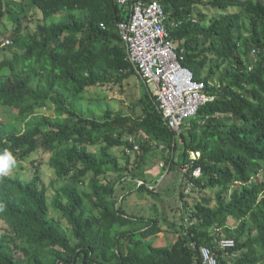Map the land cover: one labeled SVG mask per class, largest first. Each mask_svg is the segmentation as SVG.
Returning a JSON list of instances; mask_svg holds the SVG:
<instances>
[{"label":"trees","instance_id":"trees-1","mask_svg":"<svg viewBox=\"0 0 264 264\" xmlns=\"http://www.w3.org/2000/svg\"><path fill=\"white\" fill-rule=\"evenodd\" d=\"M155 1L182 65L215 96L178 135L127 59L116 24L127 19L129 4L0 0V25L7 15L15 27L8 47L36 22L11 58H2L0 32V108L14 109L17 120L16 126L0 124V152L24 162L38 152L49 155L55 176L46 185L35 166L28 182L0 177V264H202L200 247L217 264H264V180H255L264 171V0ZM200 7L223 13L208 17ZM54 16L60 21L47 25ZM131 78L142 88L134 104L143 109L140 117L109 111L91 117L74 109L86 90L123 93ZM51 108L53 117L40 112ZM128 136L140 148L132 164L133 155L124 153ZM119 147L123 166L110 152ZM156 152L169 171L190 164L184 178L208 193L193 204L190 225L174 230L173 242L163 246L153 244L163 232L159 220L127 214L117 196V185L137 186V179L136 192L154 193L143 173ZM50 208L71 236L59 230ZM223 239L234 247L220 249Z\"/></svg>","mask_w":264,"mask_h":264},{"label":"rangeland","instance_id":"rangeland-1","mask_svg":"<svg viewBox=\"0 0 264 264\" xmlns=\"http://www.w3.org/2000/svg\"><path fill=\"white\" fill-rule=\"evenodd\" d=\"M197 10L208 17H213L223 13L222 10L216 11L207 7H200ZM60 19L61 16L49 17L45 23L47 25H51L60 21ZM35 24L36 22H31L28 24L27 31H23L24 34L20 35L18 42L12 47L5 48V50L2 52V58L3 56L11 58V54L21 52L20 46L24 40V35L26 36L27 32H34ZM14 28L15 27L13 26V23L6 15L2 24L0 25L1 39H8ZM216 82L217 81L215 80L212 82V84L215 85ZM124 88L125 91L123 93L119 91L117 87L113 88V90L106 88L88 89L85 91L84 96L73 104L74 109L79 110L91 117H101L105 112L108 111L113 113L119 112L123 115H128L133 118L140 117L142 115L143 109L142 107H135L134 105L141 96L142 88L140 89L139 81H137L135 78H131L125 82ZM148 89L150 91L153 90L151 84H148ZM40 112L52 117L55 115L53 108L50 110L43 109ZM13 113H15V111H11L9 109H0L1 122L5 123L6 121L12 120ZM16 124L17 121L14 120L6 123L8 126H16ZM160 148L162 147L160 146ZM90 149L94 150V148ZM110 152L112 155L118 157L120 165L123 166L125 163L124 160H122L123 147L115 148ZM48 157L49 155L38 152V154L28 158L25 162L16 159L17 166L10 172L8 176L19 179L22 182H28L34 178L36 172L35 166H38L40 178L46 185H48L55 177L53 169H51L47 164ZM162 157L163 156L161 152L154 153L152 165L146 166L144 168L145 171L143 173V180L146 182L148 188L154 193L136 192L135 188L141 184L139 179L136 180L137 186L132 187L127 183H121L117 185V196L119 198L118 203L123 207L127 214L134 215L135 217H142L145 220L150 218H157L159 220V224L163 232L156 236L153 242L155 246L170 245L174 238L173 231L181 230L182 225H190L188 213L191 212L193 204H195L202 195H205V193L208 194L207 191L200 192L191 186L189 188L188 186L184 188L186 181L182 178V175L179 172L180 167L177 168L176 171H169V169L165 167V159ZM130 158V162L132 164L135 161L136 156L133 155ZM190 158H192L191 154ZM109 174L112 175V173ZM255 180H264V171H262L258 177L255 178ZM181 184L184 185L182 186ZM182 187L184 191V197L181 200L179 191ZM130 189L133 191L130 192ZM52 195L53 194L51 191H49L47 200L49 205L52 200ZM121 197L123 198L121 199ZM50 217L58 221V228L63 234L71 236V230L69 226L64 220L59 219V214L53 211L52 208H50ZM3 228L4 223L0 222V231H2Z\"/></svg>","mask_w":264,"mask_h":264},{"label":"built area","instance_id":"built-area-1","mask_svg":"<svg viewBox=\"0 0 264 264\" xmlns=\"http://www.w3.org/2000/svg\"><path fill=\"white\" fill-rule=\"evenodd\" d=\"M116 2L121 7L129 4L127 19L116 24L127 59L135 66L146 85H152L151 93L165 125L178 135L184 122L196 116L198 109L212 102L215 96L207 93L204 84L195 81L193 73L182 65L183 57L177 53L170 39L165 26L166 16L160 3L155 0ZM126 142V155L139 154L140 148L134 136L126 137ZM191 155V159H194L195 155ZM179 171L184 178L190 171V164H184ZM191 175L199 177L200 168L193 169ZM184 180L186 187L192 186L187 179ZM191 247L195 248L194 242H191ZM219 247L233 248L234 242L223 239ZM199 252L202 264H217L207 247H200Z\"/></svg>","mask_w":264,"mask_h":264},{"label":"clouds","instance_id":"clouds-1","mask_svg":"<svg viewBox=\"0 0 264 264\" xmlns=\"http://www.w3.org/2000/svg\"><path fill=\"white\" fill-rule=\"evenodd\" d=\"M12 42L9 39H4L1 47L2 48H7L9 45H11ZM0 109H9L11 111H15L14 109L11 108H0ZM43 110V109H42ZM7 111V110H5ZM16 111L15 113H13V118L16 116ZM9 120L6 121L5 123H2L0 120V124L5 125L7 122L13 121ZM17 121V120H16ZM22 128H24V124L22 125ZM17 166V162H16V158L13 156V154L8 151V150H4L2 152H0V177H4V176H8L10 174V172L15 169Z\"/></svg>","mask_w":264,"mask_h":264}]
</instances>
